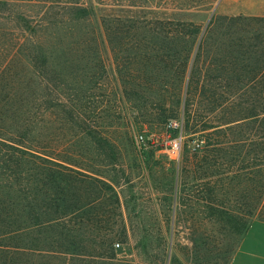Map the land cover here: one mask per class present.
Wrapping results in <instances>:
<instances>
[{
	"label": "rangeland",
	"instance_id": "obj_1",
	"mask_svg": "<svg viewBox=\"0 0 264 264\" xmlns=\"http://www.w3.org/2000/svg\"><path fill=\"white\" fill-rule=\"evenodd\" d=\"M80 1L19 0L16 10L42 16L44 22L58 24L49 25V32L68 36V42L46 48L54 80L50 92L81 97V132L61 125L64 112L53 110L47 118L49 130H35L34 139L41 142L50 135L46 141L52 147L81 153V164L94 169L103 182L81 189V224L75 220L73 225L81 233V250H61L57 244L68 218L43 232L16 236L17 246L54 251L19 256V264H161L164 240L170 256L183 259V264H223L224 256L197 250L186 241L213 236L219 242V227L209 224L195 206L196 211L188 207L184 215L178 213L175 231L169 232V206L178 188L191 195L185 183L193 184L201 169L199 157L211 139L204 126L225 129L252 111L264 112V89L258 85L264 81V0H99L106 5L98 6L97 17L78 22L64 7ZM32 35L0 21V95H40L27 60L33 52ZM192 48L184 77L182 56L171 55ZM194 57L198 60L192 76L199 85L188 95ZM58 75L65 81L61 86L55 81ZM183 79L184 87L179 83ZM140 136L143 142L137 141ZM179 137L183 141L177 161L170 145ZM220 138L230 141L233 135ZM97 140L111 149L101 153ZM196 140L206 143L193 150ZM4 165L0 163V170ZM8 193L3 191V197ZM195 225L197 235L190 229Z\"/></svg>",
	"mask_w": 264,
	"mask_h": 264
},
{
	"label": "trees",
	"instance_id": "obj_2",
	"mask_svg": "<svg viewBox=\"0 0 264 264\" xmlns=\"http://www.w3.org/2000/svg\"><path fill=\"white\" fill-rule=\"evenodd\" d=\"M17 1L19 0H0V21L8 20L33 34L30 40L34 45L33 52L27 60L36 78L33 86L40 89L41 93L24 97L17 93L0 95V163H5V170H0V182L4 181L0 183V264H19V256H27L29 253L41 255L34 252L37 250L54 253L52 247L17 246L15 238L33 231L43 232L68 218L70 222L62 225V237L57 244L61 250H81V233L73 226L75 220L81 224V189H93L103 182L95 177L99 174L94 169L81 164V153L52 147L46 141L50 135L41 142L34 139L33 134L38 129H41V133L49 130L47 118L53 110L64 112V118L59 121L61 125H72L81 132V97L74 95L73 99L65 98L60 93L55 95L50 92L51 82L54 80L49 77L50 55L46 48L51 43L68 42V36L49 32V25L55 27L58 24H50L44 22L42 16L32 17L16 10ZM102 2L104 1L67 2L64 9L69 11L67 14H73L76 21L81 22L97 17L98 6L106 5ZM129 4L135 6L133 3ZM182 38L186 40L187 37ZM200 47L202 49V43ZM184 51L186 54H183ZM178 56L183 58L181 69L185 77L193 58V48L182 52L175 50L171 55L172 58ZM194 60L187 82L188 95L192 93L194 85H199L192 76L197 57ZM242 69L244 70V66ZM55 81L59 86L65 82L61 75ZM184 82V79L179 81L180 84L183 83V87ZM258 85L264 89V81L259 80ZM183 87H179L181 91ZM262 101L264 102V98ZM252 113L254 115L242 118L243 124L241 121L237 125L228 126L233 124L229 122L225 129H218L213 125L204 126L211 139L205 146V155L199 157L197 167L201 169L193 178V184L185 183L186 188H192L191 195L186 193V189L180 191L176 187V196L172 199L175 202H171L169 206V232L175 231L177 214L184 215L188 207H193L190 210L196 211L195 206H198L199 212L206 214L209 224L219 227L222 236L219 242L213 236L210 239L208 236L202 238L201 241L192 236L186 238V241L197 250L203 248L210 254L213 251L218 256H224L223 264L231 263L253 221L258 219L264 222V112L259 114L256 110ZM228 133L233 135L230 141L220 138ZM95 145L101 153L111 149L109 143L101 140H97ZM224 166L228 167L222 169ZM110 189L111 187L108 188ZM3 191L9 193L3 197ZM19 200L21 204H18ZM184 228H181V232ZM190 229L193 234H198L196 225ZM231 237H234L232 242ZM199 242L202 243L201 247ZM162 246L164 253L161 264L184 263L183 259L170 256L167 241L164 240ZM185 250L189 254V247H185Z\"/></svg>",
	"mask_w": 264,
	"mask_h": 264
},
{
	"label": "crops",
	"instance_id": "obj_3",
	"mask_svg": "<svg viewBox=\"0 0 264 264\" xmlns=\"http://www.w3.org/2000/svg\"><path fill=\"white\" fill-rule=\"evenodd\" d=\"M230 264H264V222L253 221Z\"/></svg>",
	"mask_w": 264,
	"mask_h": 264
},
{
	"label": "built area",
	"instance_id": "obj_4",
	"mask_svg": "<svg viewBox=\"0 0 264 264\" xmlns=\"http://www.w3.org/2000/svg\"><path fill=\"white\" fill-rule=\"evenodd\" d=\"M170 126L178 127V124L177 123H172ZM137 141L138 142H143L144 138L142 136H140L137 139ZM182 141H183V137H179V138H176V139L171 141V145H170L171 152L174 154L173 158L176 159L177 161L180 160V157H181ZM204 143H205L204 140L193 141V143H192L193 150H198V149L202 148Z\"/></svg>",
	"mask_w": 264,
	"mask_h": 264
}]
</instances>
